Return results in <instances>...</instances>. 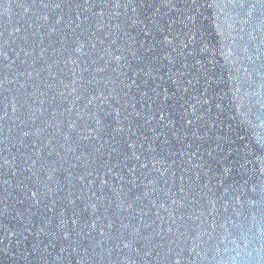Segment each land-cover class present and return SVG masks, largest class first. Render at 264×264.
<instances>
[{"label":"water","instance_id":"water-1","mask_svg":"<svg viewBox=\"0 0 264 264\" xmlns=\"http://www.w3.org/2000/svg\"><path fill=\"white\" fill-rule=\"evenodd\" d=\"M0 264H264V0H0Z\"/></svg>","mask_w":264,"mask_h":264}]
</instances>
